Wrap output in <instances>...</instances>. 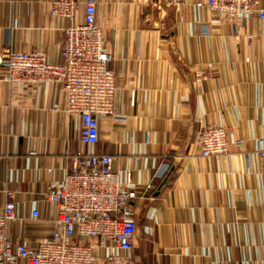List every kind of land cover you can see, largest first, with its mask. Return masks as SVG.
I'll use <instances>...</instances> for the list:
<instances>
[{
	"label": "crops",
	"instance_id": "0c3cea01",
	"mask_svg": "<svg viewBox=\"0 0 264 264\" xmlns=\"http://www.w3.org/2000/svg\"><path fill=\"white\" fill-rule=\"evenodd\" d=\"M54 1L0 0V61L8 50L61 61L70 22L51 14ZM198 1H97L120 91L92 150L113 157L124 183L132 175L137 264H264V20H223ZM4 73L0 64V214L17 191L10 235L36 246L53 225L32 222V209L56 216L46 193L88 149L60 85L9 86ZM214 124L229 128L230 149L203 158L199 136Z\"/></svg>",
	"mask_w": 264,
	"mask_h": 264
},
{
	"label": "built area",
	"instance_id": "2783aa9c",
	"mask_svg": "<svg viewBox=\"0 0 264 264\" xmlns=\"http://www.w3.org/2000/svg\"><path fill=\"white\" fill-rule=\"evenodd\" d=\"M98 0H55L51 14L65 18L61 61L52 64L43 52L8 50L0 61L9 86L60 85L66 97L65 113L77 116L81 123L80 140L87 151L74 157L64 180L46 193L56 206L55 217L41 218L33 208L32 222L53 225L51 234L36 246L15 242L10 224L20 220L17 191H5L6 204L0 214V264H137L133 250L138 235L132 175L125 183L113 167V157L96 154L100 121L115 118L114 104L120 87L111 68L112 54L105 47L104 34L97 24ZM179 1V0H175ZM197 8H207L223 20L245 23L252 16L264 20L259 0H200ZM79 9L81 24L75 22ZM201 157H218L230 149L229 128L223 124L205 126L199 136ZM264 162V147L258 150Z\"/></svg>",
	"mask_w": 264,
	"mask_h": 264
}]
</instances>
